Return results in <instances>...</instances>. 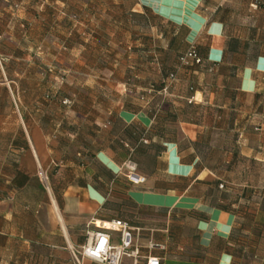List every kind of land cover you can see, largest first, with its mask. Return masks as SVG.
Segmentation results:
<instances>
[{"label": "crops", "instance_id": "0c3cea01", "mask_svg": "<svg viewBox=\"0 0 264 264\" xmlns=\"http://www.w3.org/2000/svg\"><path fill=\"white\" fill-rule=\"evenodd\" d=\"M173 3L182 28L159 17ZM203 3L0 0V264H99L79 255L87 232L129 209L138 255L120 264H146L150 241L159 264H264V188L243 185L225 211L217 185L264 175V45L227 37ZM192 43L203 64L163 95ZM131 126L160 148L137 169L146 189L119 170Z\"/></svg>", "mask_w": 264, "mask_h": 264}, {"label": "rangeland", "instance_id": "374dc122", "mask_svg": "<svg viewBox=\"0 0 264 264\" xmlns=\"http://www.w3.org/2000/svg\"><path fill=\"white\" fill-rule=\"evenodd\" d=\"M23 1V0H20ZM5 3L1 6V12L4 13L3 9ZM174 7H169L165 11V16L172 19L181 21L183 19V12L180 7L176 8V3H173ZM204 10L207 14H212L216 11V14L223 18L224 21V33L227 37H233L237 35L243 34V36L248 37L245 44H248L249 49H254L257 46L264 45V0H204L203 3ZM7 12H9L7 10ZM20 13V12H19ZM22 13V12H21ZM7 14V13H5ZM4 19V18H1ZM2 46H8L7 41L1 42ZM101 137L103 136H96L91 140L95 144H99L101 142ZM144 159L142 158L141 161ZM132 161V159L130 160ZM131 163V162H129ZM151 167H155L156 160H151L148 162ZM133 164V163H131ZM136 173L138 172L137 166H135ZM259 171V172H258ZM254 171L255 175L249 176L246 178L247 183H242L241 186H237V184H232L230 181L223 182V187L221 192L218 194L219 197H225L226 200L231 201L235 195V191L242 188L243 185L246 186L247 190L250 189H263L264 188V175H263V168L260 170ZM122 172L126 175L129 172V169L125 167ZM252 186H255L254 188ZM251 187V188H250ZM143 188H149L147 183L145 182ZM255 200H251L250 203H253ZM241 206H245L242 202L240 203ZM134 213L131 209L127 211L124 218L127 222L132 224L134 221ZM145 219L144 221L147 223H155L153 218L156 220L167 221L169 219L167 214L163 213H149L143 214ZM173 214H171V217ZM173 218V217H172ZM184 218V217H183ZM171 219V218H170ZM133 220V221H132ZM188 220V219H187ZM144 250V249H143ZM146 250V249H145ZM248 259H245V264L248 263Z\"/></svg>", "mask_w": 264, "mask_h": 264}, {"label": "built area", "instance_id": "2783aa9c", "mask_svg": "<svg viewBox=\"0 0 264 264\" xmlns=\"http://www.w3.org/2000/svg\"><path fill=\"white\" fill-rule=\"evenodd\" d=\"M188 56L194 57V54L190 52ZM182 62L184 64L187 63L185 59H183ZM125 167L129 169L126 177L132 184L140 185L145 182V177L136 173L134 164L126 162L119 170H123ZM112 231L119 233L118 245L111 244L110 232ZM133 232L134 229L125 222L112 220L107 223V226L103 224L98 230L87 232L88 240L81 247L79 255L81 258L87 257L95 260L99 264H120L123 257L138 255V250L133 245L135 238ZM156 248L162 249L163 247L162 245H155L152 241L147 244L148 253L146 255V264H159L160 258L151 253V251ZM75 260L77 264H80L78 258H75Z\"/></svg>", "mask_w": 264, "mask_h": 264}, {"label": "trees", "instance_id": "16d2710c", "mask_svg": "<svg viewBox=\"0 0 264 264\" xmlns=\"http://www.w3.org/2000/svg\"><path fill=\"white\" fill-rule=\"evenodd\" d=\"M216 11L217 10H215V12H213L211 17L223 20V18H221L220 16H218V14H216ZM159 17L161 19L165 20L167 23L176 25V27L178 26L179 28H182L184 26L182 24H177V23L173 22L169 18H165L162 16H159ZM190 52L194 54V57L188 56V54ZM183 59H185V61L187 62L186 64H184L182 62ZM202 64H203V57L201 56V53H200V46H198L194 43L186 44L184 51L178 54V66H177V68L171 69V70L166 71L164 73V77L161 81V87H160L159 91L163 95L168 93L169 89L172 87V85L174 84V82L177 79L178 69L184 68V69L189 70L194 66H201ZM130 128H131V130H128V136H126L127 140L124 139L125 141H123V143L121 144L127 150V152L130 154L128 162H131L135 166H137V169H139V168L141 169L142 166H146L147 169L152 170L154 167H151L148 162H151V160H153V159L156 160V155L159 153L160 148H158L157 145L153 146V147H155L154 150L151 148V145H150L151 136L148 134L147 131L144 130L143 132L136 133L134 126H131ZM129 131H130V133H129ZM156 147H157V149H156ZM149 148L151 149V151L148 150ZM163 149H165V147L161 148V150H163ZM142 158L144 159L143 161H141ZM131 159H132V161H130ZM251 163L254 164L253 161H251ZM254 171H258V169L255 167L253 170H251L252 175L253 174L255 175V173H253ZM137 174H138V172H137ZM254 177H256V175ZM217 185H218V187H220V186L223 187L222 183H219ZM252 187L254 188L255 186H252ZM254 189H256V188H254ZM220 198H222L223 202L225 203L224 205H222V209L225 211H230L232 208V202H231L232 200L231 201L226 200L225 197H220ZM254 202H257V200H255ZM260 206L264 207V200H260ZM192 217L194 219H197L200 221H205V222L208 221V219H209L208 216L198 214V213L193 214ZM117 220L125 222L126 224H128L130 226V223L124 219H117ZM152 242L155 245L160 246V244H158L157 242H155V241H152ZM156 249H158V248H156ZM154 250L155 249H153L151 251V253H153ZM146 253H148L147 247H146Z\"/></svg>", "mask_w": 264, "mask_h": 264}]
</instances>
